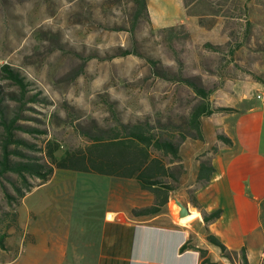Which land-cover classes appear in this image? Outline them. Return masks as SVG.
<instances>
[{"label": "rangeland", "instance_id": "1", "mask_svg": "<svg viewBox=\"0 0 264 264\" xmlns=\"http://www.w3.org/2000/svg\"><path fill=\"white\" fill-rule=\"evenodd\" d=\"M187 1L185 7L182 0H157L164 24L158 27L151 19L133 23L131 0H0V67L15 68L29 83L23 102L12 98L19 89L0 71L3 109L18 115L14 134L26 144L20 151L41 158L47 141L61 151L76 149L119 119L179 125L199 102L183 77L210 91V107L243 87H264V0ZM183 9L196 30L179 22ZM123 51L129 54L121 56ZM2 139L0 126V147ZM74 174L99 179L91 182L97 187L108 181ZM15 180L14 174L0 178L7 247L0 248V264L11 261L21 244ZM170 201L167 209L176 213ZM14 213L18 228L8 226Z\"/></svg>", "mask_w": 264, "mask_h": 264}, {"label": "crops", "instance_id": "2", "mask_svg": "<svg viewBox=\"0 0 264 264\" xmlns=\"http://www.w3.org/2000/svg\"><path fill=\"white\" fill-rule=\"evenodd\" d=\"M146 2L150 19L162 27L157 0ZM179 22H188L192 31L197 28L195 23H189L184 9ZM257 94H264V87L247 86L232 98L221 97L216 105L231 107L235 112L214 113L202 119L205 140L180 147L185 174L170 205L176 213L167 209L154 217L133 218L130 209L153 203V195L135 180L101 176L108 181L97 187L91 182L99 179L78 180L74 174L77 172L56 169L46 183L23 198L18 209L20 248L6 264H17L22 257L26 264H202L196 249L180 252L187 240L205 249L212 264H233L206 240L208 234L228 250L244 248L248 264H261L264 101ZM217 132L225 134L231 144L217 141ZM213 146L217 150L212 154ZM203 153L211 157L213 172L206 184L195 187L196 158ZM189 189L206 212L220 211L208 231L200 212L189 202ZM41 190L43 193L34 196ZM176 200L190 214L198 215L181 221Z\"/></svg>", "mask_w": 264, "mask_h": 264}, {"label": "trees", "instance_id": "3", "mask_svg": "<svg viewBox=\"0 0 264 264\" xmlns=\"http://www.w3.org/2000/svg\"><path fill=\"white\" fill-rule=\"evenodd\" d=\"M131 1L134 4L132 22L137 25L141 18L150 20L146 0ZM182 2L185 7L189 5L187 0H182ZM187 14L193 15L189 12ZM198 24L202 25L200 18ZM181 28L188 36L186 26L181 25ZM168 30L171 31L174 28ZM127 54H129L128 51H123L121 56ZM0 71L19 89L18 96L12 98H18L23 102L29 85L28 81L18 70L8 65H2ZM182 80L193 90L199 102L192 107L188 116L183 118L179 125L161 121L153 122L149 117L128 122L119 119L114 126L103 129L95 135H88L89 141L76 149L61 151L58 144L47 141L40 149L43 155L41 158L25 156L20 151L21 145L26 144L14 134L18 115L14 114L9 117L4 111L0 90V126L3 129V141L0 147V178L8 174L16 176L14 190L17 205L21 204L22 199L33 188L46 183L52 177L54 170L62 169L120 179H133L143 190L153 195V203L149 206L130 209V215L138 219L166 213L171 195L182 184L185 174L181 144L186 140L200 142L205 140L202 117H208L214 113L235 112V109L231 107H210L207 103L210 91L192 79L183 77ZM30 98L39 97L32 95ZM216 140L226 145L231 144V140L220 132L216 133ZM216 150V146H213L210 153L213 154ZM196 161L195 187H199L209 181L213 167L211 157L205 153L199 155ZM32 180L36 183H32ZM187 193L190 204L200 212L205 225L204 229L208 231V225L220 216V211L206 212L195 200L193 190L189 189ZM172 202L171 200L169 205ZM195 215H185L180 220L186 221ZM17 216V213H14L8 217V222L11 224L8 225L9 227L18 228ZM5 238L6 228L0 231L2 250L7 249ZM206 240L218 247L222 257L233 264H248L244 248L240 251L228 250L210 234L207 235ZM190 249H196L199 252L202 264H212L206 255V250L192 245L191 240H187L180 247V252ZM261 264H264V261Z\"/></svg>", "mask_w": 264, "mask_h": 264}, {"label": "water", "instance_id": "4", "mask_svg": "<svg viewBox=\"0 0 264 264\" xmlns=\"http://www.w3.org/2000/svg\"><path fill=\"white\" fill-rule=\"evenodd\" d=\"M176 203L177 205L179 206V210L177 212V216L180 218V217H183L185 215H189L190 214V211L188 210L187 207H185L184 205H182L178 200H176Z\"/></svg>", "mask_w": 264, "mask_h": 264}, {"label": "built area", "instance_id": "5", "mask_svg": "<svg viewBox=\"0 0 264 264\" xmlns=\"http://www.w3.org/2000/svg\"><path fill=\"white\" fill-rule=\"evenodd\" d=\"M256 97L262 101H264V94H257Z\"/></svg>", "mask_w": 264, "mask_h": 264}]
</instances>
